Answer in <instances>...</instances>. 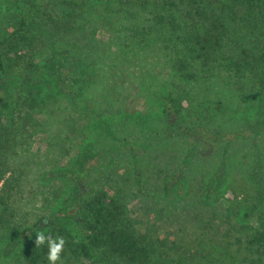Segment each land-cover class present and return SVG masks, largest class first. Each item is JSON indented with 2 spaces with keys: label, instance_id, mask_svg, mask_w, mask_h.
<instances>
[{
  "label": "rangeland",
  "instance_id": "1",
  "mask_svg": "<svg viewBox=\"0 0 264 264\" xmlns=\"http://www.w3.org/2000/svg\"><path fill=\"white\" fill-rule=\"evenodd\" d=\"M104 1H89L78 20L85 29L72 25L69 34L57 33L59 47L69 50L73 95L46 99L33 114L35 130L19 135L16 125L15 138L4 144L13 218L0 225V264H24L13 247L40 220L80 237L72 215H52L79 191L97 189L118 198L138 232L149 235L153 264H247L244 245L259 226L260 211L252 206L255 193L243 196L232 182L264 177V97L240 90L220 67L203 68L191 83L174 79L168 33L147 34L142 12H118L117 0L109 6ZM23 2L0 1V38L17 27ZM235 32L226 45L230 57L242 39ZM164 93L187 100L182 112L191 120L205 116L209 133L225 141L212 147L201 138L188 140L190 135L181 145L171 135L156 139ZM62 264L107 262L77 258Z\"/></svg>",
  "mask_w": 264,
  "mask_h": 264
},
{
  "label": "trees",
  "instance_id": "2",
  "mask_svg": "<svg viewBox=\"0 0 264 264\" xmlns=\"http://www.w3.org/2000/svg\"><path fill=\"white\" fill-rule=\"evenodd\" d=\"M0 1L4 6L8 0ZM56 1L24 0L20 3L17 27L0 38V225L13 218L4 144L15 138L14 126L18 125L19 135L32 133L38 124L33 114L44 108L46 99L56 94L73 95L68 83L69 50L67 44L59 47L57 33L64 30L69 34L72 25H76V30L85 29L79 26L78 20L90 0ZM117 1L118 12L145 15V22L140 24L147 34L155 30L168 33L174 79L191 83L198 79L203 68L220 67L236 79L240 90L246 87L247 92L256 90L264 97V0ZM104 2L109 6L110 0ZM235 28V36L241 33L242 39L236 41L239 51L230 57L226 55V45L233 41ZM68 38L69 35L63 40L67 39L68 43ZM179 100L178 93L162 95V112L155 122L162 131L156 139L171 135L181 145L186 140L184 135H190L188 140L201 138L212 147L225 141L224 136L209 133L205 116L191 120L188 113L182 112L187 100L182 99L181 103ZM177 168L166 178L167 185L177 175ZM85 174L82 171L80 175L85 177ZM213 181L209 183L212 185ZM248 182L242 179L232 182L233 187L244 190L243 196L255 193L253 199L257 198V203L252 206L260 211L258 228L247 235L244 256L247 264H264V177ZM65 215L77 220L80 237L63 225H49L50 222L45 224L40 220L21 233L20 239L25 238L23 244L15 243L13 247H18L17 256L22 263L49 264L47 243L39 247L34 244L36 232L43 231L46 236H59L66 241L57 264L77 258L107 264H153L152 240L146 233L138 232L115 196L102 189L91 193L79 191L66 208L52 217ZM39 225L48 227L42 229Z\"/></svg>",
  "mask_w": 264,
  "mask_h": 264
},
{
  "label": "clouds",
  "instance_id": "3",
  "mask_svg": "<svg viewBox=\"0 0 264 264\" xmlns=\"http://www.w3.org/2000/svg\"><path fill=\"white\" fill-rule=\"evenodd\" d=\"M45 224L47 221H43ZM47 243L48 252L46 259L49 264H57L58 261H61V253L64 250L66 241L63 237H53L51 235H45L43 231L36 232L34 244L36 247L44 245Z\"/></svg>",
  "mask_w": 264,
  "mask_h": 264
}]
</instances>
